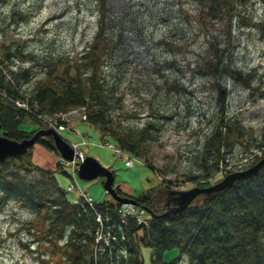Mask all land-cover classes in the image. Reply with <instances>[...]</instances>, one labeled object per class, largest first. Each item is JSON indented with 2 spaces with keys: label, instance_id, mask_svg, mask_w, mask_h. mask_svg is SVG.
<instances>
[{
  "label": "rangeland",
  "instance_id": "1",
  "mask_svg": "<svg viewBox=\"0 0 264 264\" xmlns=\"http://www.w3.org/2000/svg\"><path fill=\"white\" fill-rule=\"evenodd\" d=\"M95 1L3 0L0 2V44H19L24 53L52 51L53 58L59 55L71 63L85 49L95 30ZM178 1L103 0L107 14L121 23L123 31V39L114 43L111 65L114 58L115 66L103 68L105 73H114L117 80L116 95L121 106L111 110L112 116L119 119L120 124L127 122L138 126L155 107L154 112L163 114L158 120L157 139L144 143L143 155L139 158L123 151L133 158L131 165H125L123 158L115 153H121L122 149L101 136L99 127L79 119L81 107L66 111L63 115L66 126L58 130L64 140L75 144L73 149L94 157L112 172L111 186L125 193L121 196H135L157 185L160 190L156 197L163 201L168 193L160 185L161 178L172 183L171 194L198 185L175 172L185 169V145L194 140L197 126L204 125L214 115L218 94L222 95L223 113L237 115L243 134L241 141L233 142L229 165L217 171L205 185L220 179L225 170L237 167L242 159L245 158L242 163L252 161L247 152L239 157L243 143H248L252 150L254 144L264 141V0L236 2V11L242 12L248 22L239 26L238 19H233L229 33L222 19L201 15L200 21V15L193 14V3L180 0L178 4ZM25 10L29 12L18 19V12ZM182 11L187 14L181 15ZM215 61L219 62L213 76L206 70L208 64L213 65ZM19 63L30 64L24 56L15 58V64ZM63 67L64 64H59L55 73L59 74ZM7 69L2 67L3 71ZM160 73L162 77L156 80L157 87L149 86V81L155 80ZM68 74L72 75L73 70H68ZM44 79L38 72L25 85L29 88ZM174 80L178 83L174 84ZM213 80L218 82V89L212 84ZM155 101L160 102L155 106ZM34 121L27 118L19 127H33L34 130L45 126ZM41 137L50 141L47 135ZM21 155L28 160L29 166L36 164L56 170V179L65 189L68 200L84 192L93 201L117 202L102 187L101 176L83 179L76 175L73 170L77 158L66 163L59 159L53 147L47 149L36 141ZM143 159L156 167L157 174L143 164ZM13 162L18 161L14 159ZM24 175L33 178L37 171L30 169ZM202 195L197 194L190 202L198 201ZM132 209H136L133 204L122 202V212L131 213ZM135 213L141 219L148 216L143 212ZM46 226L48 221L43 212L34 211L13 198L5 200L0 207V264H64L66 235L55 237L45 231ZM175 254V248L162 252L164 259ZM140 255L143 263L149 264L147 247L140 248ZM180 261L183 263L184 258Z\"/></svg>",
  "mask_w": 264,
  "mask_h": 264
},
{
  "label": "trees",
  "instance_id": "2",
  "mask_svg": "<svg viewBox=\"0 0 264 264\" xmlns=\"http://www.w3.org/2000/svg\"><path fill=\"white\" fill-rule=\"evenodd\" d=\"M186 1L195 5L193 14L200 15V21L201 15L222 19L227 33L233 19H238L239 26L247 25L244 14L236 11L235 4L240 0ZM103 3V0L95 1V30L85 49L71 63L59 55L53 58L52 51L24 53L19 44H0V134L20 139L35 130L19 127L25 119L45 124L47 119L58 117L57 112L81 107L83 120L99 127L101 136H106L127 153L140 158L144 143L157 139L158 120L163 114L154 112L156 107L138 126L127 122L120 124L121 121L111 114L121 103L116 95L114 73H105L103 68L115 66L114 58L111 65L114 43L123 39V31L121 23L107 14ZM27 11L18 12V19L24 18ZM106 54L107 63L104 64ZM18 56H24L30 64H15ZM218 62L208 64L206 71L214 76ZM59 64L64 67L57 74ZM2 67L8 69L3 71ZM70 69L72 75L68 74ZM220 70L225 71V68ZM38 72L43 74L44 81L27 88L25 84ZM161 77L160 73L155 80H150L149 86L157 87L156 80ZM165 81L163 78L164 84ZM177 83L174 80V84ZM212 84L219 88L216 80ZM216 101L214 115L204 125L197 126L194 140L185 145V169L175 172L198 185H205L217 171L229 165L233 142L241 141L243 134L237 115L223 113L222 95L218 94ZM159 102L155 101V106ZM47 136L50 141L40 135L36 142L51 149L52 139ZM254 147L251 150L248 143H243L239 157L247 152L252 161L242 163L244 158L237 167L228 168L224 173L244 168L264 157V141ZM14 159L18 162H13ZM27 162L21 154L0 161V207L5 200L13 198L34 211L43 212L48 221L45 231L55 237L66 235L64 264H144L140 255L142 246L148 248L149 264H264V162L256 173L236 178L223 190L204 194L198 201L189 202L173 212L165 211L164 200L156 197L160 190L157 185L135 196L127 194L133 199V205L150 212L141 221L134 213L122 212L118 202L87 201L81 196L68 200L65 189L56 179V170L36 164L29 166ZM143 164L157 174L156 167L146 160ZM30 169L37 171L36 177L24 175ZM168 181L160 179L166 191L172 185ZM115 191L124 194L117 186ZM170 248H175L176 254L164 259L162 252Z\"/></svg>",
  "mask_w": 264,
  "mask_h": 264
},
{
  "label": "water",
  "instance_id": "3",
  "mask_svg": "<svg viewBox=\"0 0 264 264\" xmlns=\"http://www.w3.org/2000/svg\"><path fill=\"white\" fill-rule=\"evenodd\" d=\"M50 135L53 148L59 157L64 160H71L73 156L78 158L75 167V173L83 179H91L96 176L103 177L101 183L104 190L118 203H133V199L128 196H121L116 193L111 186L112 172L108 168L101 165L94 157L84 155L79 150L73 149L69 143L64 140L60 134L52 127H39L35 129L29 136L20 139H12L0 134V161L8 156L21 154L30 147L37 136ZM264 162V157L258 158L254 163L240 169L230 170L222 175V177L213 183L207 185H194L185 189H178L171 194L168 189V196L164 200L165 211H177L188 204L197 194L210 195L226 188L234 179L252 175L257 172L260 165ZM149 214L150 212L146 210Z\"/></svg>",
  "mask_w": 264,
  "mask_h": 264
},
{
  "label": "built area",
  "instance_id": "4",
  "mask_svg": "<svg viewBox=\"0 0 264 264\" xmlns=\"http://www.w3.org/2000/svg\"><path fill=\"white\" fill-rule=\"evenodd\" d=\"M50 124H51V122H50ZM119 156H121L120 153H119ZM123 162H124L125 165H130L132 160H131V158L129 156H126V157H124ZM137 218H139V217L137 216Z\"/></svg>",
  "mask_w": 264,
  "mask_h": 264
}]
</instances>
